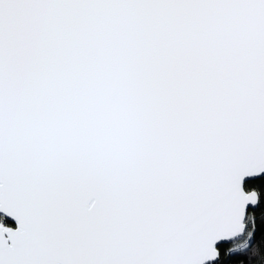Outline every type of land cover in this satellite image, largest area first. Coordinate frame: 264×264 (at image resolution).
<instances>
[{"label": "snow or ice", "instance_id": "snow-or-ice-1", "mask_svg": "<svg viewBox=\"0 0 264 264\" xmlns=\"http://www.w3.org/2000/svg\"><path fill=\"white\" fill-rule=\"evenodd\" d=\"M0 264H264V0H0Z\"/></svg>", "mask_w": 264, "mask_h": 264}, {"label": "built area", "instance_id": "built-area-1", "mask_svg": "<svg viewBox=\"0 0 264 264\" xmlns=\"http://www.w3.org/2000/svg\"><path fill=\"white\" fill-rule=\"evenodd\" d=\"M242 244L244 243V242H241Z\"/></svg>", "mask_w": 264, "mask_h": 264}]
</instances>
